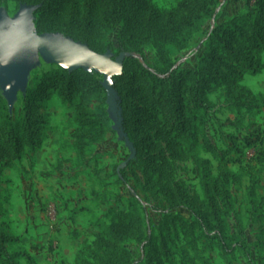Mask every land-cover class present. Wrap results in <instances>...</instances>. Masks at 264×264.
Masks as SVG:
<instances>
[{
    "label": "rangeland",
    "instance_id": "374dc122",
    "mask_svg": "<svg viewBox=\"0 0 264 264\" xmlns=\"http://www.w3.org/2000/svg\"><path fill=\"white\" fill-rule=\"evenodd\" d=\"M84 1L76 0L75 4L60 1V15L71 12L82 17ZM179 1L148 0V3L166 12L173 10ZM245 1H222L215 16L203 22L185 48L162 45L160 50L150 45L135 50L121 44V25L110 29L93 49L72 38L65 29L38 33L35 12L41 4L17 6L9 1L0 6V31L3 23L14 28L18 16L24 13L30 34L58 47L83 48L101 57L105 64V67L62 68L32 45L28 56L14 65L10 83L0 75V94L15 121L23 116V99L38 78L56 68L97 74L108 118V131L95 141L82 138L85 133L77 122V111L82 112V108H65L53 99L40 101L33 108L34 117L46 115L50 125L41 148L24 155L15 167L0 170V222L7 224L17 247L28 250L44 245L47 253L56 257L62 249L67 255L83 245L95 249L98 225L111 223L130 207L136 214L142 237L125 243L124 247L133 261H137L144 258V238L157 235L165 215H179L187 221L194 219L193 215L201 210L203 196L192 160L174 159L155 130L145 128L138 133L123 129L126 81L119 77L146 71L164 80L172 73L195 67L206 53L211 30L241 14ZM100 16L98 10L92 19L96 22ZM104 72H107L106 82ZM242 83L255 96H264V69L245 77ZM135 87L136 102L149 104L153 97L142 78L135 82ZM207 99L211 105L205 118L206 146L198 155L209 162L213 175L221 169L229 174L233 211L227 219L228 234L242 241L245 250L225 258L213 239L179 222L170 230L173 234L169 245L193 249L188 250L192 264H264V106L258 111L230 110L221 89L210 93ZM250 139L255 142L248 144ZM167 199L180 208L171 209Z\"/></svg>",
    "mask_w": 264,
    "mask_h": 264
},
{
    "label": "trees",
    "instance_id": "16d2710c",
    "mask_svg": "<svg viewBox=\"0 0 264 264\" xmlns=\"http://www.w3.org/2000/svg\"><path fill=\"white\" fill-rule=\"evenodd\" d=\"M12 1L17 6L41 4L35 12L38 33L65 29L74 39L95 48L108 31L121 25L120 42L138 50L162 45L185 48L204 21L215 16L224 0H180L173 10L160 12L148 0H85L82 17L71 12L60 15L58 3L75 4L76 0H0V6ZM101 16L95 22L94 14ZM264 0H246L241 14L233 16L211 30L206 41V53L195 67L161 80L146 71H136L119 80L126 81L124 99L125 131L138 133L145 128L155 130L174 159H191L202 191L201 210L192 221L179 215H165L157 235L144 238V258L133 261L124 247L142 237L136 214L129 207L109 224L100 223L95 236V249L83 245L76 253L74 264H192L193 258L185 247L169 245L171 228L179 222L201 236L210 237L225 258L245 245L228 234V217L233 205L228 190L229 174L219 170L215 176L209 162L198 152L206 146V113L210 108L207 96L221 89L228 108L233 111L255 110L264 106V96H255L242 83L246 75L254 76L264 69ZM142 78L153 99L147 105L135 100V82ZM101 80L93 72L65 71L60 68L42 74L37 84L23 99V116L15 121L0 94V170L13 168L24 155L36 153L50 130L46 115H33V108L44 100H57L65 108L79 109L77 122L85 135L83 139L101 140L108 131V118ZM93 106V111H89ZM149 141V137L146 138ZM255 140L248 141L253 144ZM144 148H148L144 145ZM146 150V149H145ZM264 157V153L262 154ZM171 209L180 205L167 199ZM1 210V209H0ZM1 214V211H0ZM212 234V235H211ZM17 241L7 224L0 222V264H30L32 258Z\"/></svg>",
    "mask_w": 264,
    "mask_h": 264
},
{
    "label": "water",
    "instance_id": "95a60500",
    "mask_svg": "<svg viewBox=\"0 0 264 264\" xmlns=\"http://www.w3.org/2000/svg\"><path fill=\"white\" fill-rule=\"evenodd\" d=\"M17 22L18 29H16L13 37L9 36L8 27L5 23H3L0 31V75L3 76L7 84L10 83L14 65L21 63L28 56L32 45L37 46L43 55L62 68L71 69L79 66L105 67L104 60L101 57L91 55L83 48L71 45H65L64 48L58 47L57 44L54 45L45 38H38L30 34L24 13L18 16ZM106 73L104 72L105 82L107 80Z\"/></svg>",
    "mask_w": 264,
    "mask_h": 264
},
{
    "label": "crops",
    "instance_id": "0c3cea01",
    "mask_svg": "<svg viewBox=\"0 0 264 264\" xmlns=\"http://www.w3.org/2000/svg\"><path fill=\"white\" fill-rule=\"evenodd\" d=\"M247 76H250V75H246L244 76V78ZM25 251L28 253V255L31 258H33L32 259L33 264H62L63 262H64L63 264H74V259H75L76 253L78 252V249H76L71 254L68 253V255L65 252V250L62 249V252H60V256H57V257L54 255L48 254L44 245H35L33 247H30L28 250L25 249ZM20 264H22V262Z\"/></svg>",
    "mask_w": 264,
    "mask_h": 264
},
{
    "label": "bare ground",
    "instance_id": "6f19581e",
    "mask_svg": "<svg viewBox=\"0 0 264 264\" xmlns=\"http://www.w3.org/2000/svg\"><path fill=\"white\" fill-rule=\"evenodd\" d=\"M16 29H18V22L17 21L15 22V27L14 28L11 29L8 26V33H9V36L10 37H13L14 36V33H15Z\"/></svg>",
    "mask_w": 264,
    "mask_h": 264
}]
</instances>
